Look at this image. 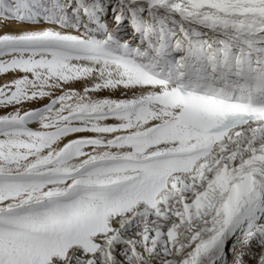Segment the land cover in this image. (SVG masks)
Masks as SVG:
<instances>
[{
    "label": "snow or ice",
    "instance_id": "snow-or-ice-1",
    "mask_svg": "<svg viewBox=\"0 0 264 264\" xmlns=\"http://www.w3.org/2000/svg\"><path fill=\"white\" fill-rule=\"evenodd\" d=\"M0 264H264V0H0Z\"/></svg>",
    "mask_w": 264,
    "mask_h": 264
}]
</instances>
